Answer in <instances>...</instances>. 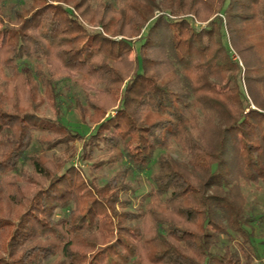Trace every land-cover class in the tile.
<instances>
[{
	"label": "trees",
	"instance_id": "obj_1",
	"mask_svg": "<svg viewBox=\"0 0 264 264\" xmlns=\"http://www.w3.org/2000/svg\"><path fill=\"white\" fill-rule=\"evenodd\" d=\"M66 1L0 0V264H264L240 188L264 184V0ZM72 73L85 138L26 110Z\"/></svg>",
	"mask_w": 264,
	"mask_h": 264
},
{
	"label": "rangeland",
	"instance_id": "obj_2",
	"mask_svg": "<svg viewBox=\"0 0 264 264\" xmlns=\"http://www.w3.org/2000/svg\"><path fill=\"white\" fill-rule=\"evenodd\" d=\"M71 2H72L71 0H67L65 3L62 2V5L70 8L72 6ZM88 3H89L91 10L98 8V6L102 3H111L114 5L115 8H118L119 6H121L120 3L115 2V0H89ZM157 14L158 13L155 12V15ZM89 15L93 16V14H90V13ZM215 15L216 14H213L208 20L212 19V17H214ZM196 24H200L203 26L205 22L204 23L196 22ZM85 25H87L88 28L92 30L98 29L97 27L90 26L88 23H86ZM136 38L137 36H133L131 37V40H135ZM229 40H230V36L224 30L223 41L229 49V54H230L231 59L236 60L238 62V65L241 68L240 75L242 76L244 74V68H243L244 65L241 61L243 59V56H245V54L244 55L239 54V52H237L235 47L231 46ZM240 43H241V48L248 45L246 44V42L241 41V39H240ZM134 55H135L134 51L130 50L127 53H125L123 57L132 61L134 58ZM250 55H251V52L247 56H250ZM250 59H254V61L257 63L259 60V54H256L255 56L254 55L250 56ZM34 62H35L34 60L28 61V64L32 67V69H34ZM77 78H79V75L72 73L70 79H68L66 82H62L58 84L57 91L59 95L57 96V99H55V101H52L49 98H46L43 92V88L40 86H38L36 94L34 93L35 95L31 96L29 95V91H26L24 99L26 101L25 103L27 104L26 110L28 109L29 112H32L35 116L41 119H44V120L51 121L53 120V118L59 115L60 116L59 119L61 123L64 126H66V128H68L69 130L85 138L86 136H88L90 132H92L94 128V124L90 122L88 119L84 120L83 122L79 116V113L76 111L75 98L78 99L79 101H83L82 93L84 91L83 88H81L80 85L78 84ZM253 86H254L253 90L257 94H259V98L257 99V102L260 104V106L261 105L264 106L263 87L261 85H253ZM92 92L94 91L91 90V92L89 93L92 94ZM115 108L116 106L108 109L105 113V117L113 116L115 113ZM251 108H254V106L252 105ZM81 142L82 140L76 139L72 143L73 148H75V153L73 154V157H72L74 159V162L76 161L77 155L80 151ZM70 152H71L70 150L69 151L66 150L65 146L61 145V146L52 148L51 150L47 152V154L48 156H50L51 154H54L56 156L58 155L63 158L65 156H68ZM168 152L172 156L173 159H176L179 161L184 159V156L182 155L179 148L175 144L170 145ZM95 154H96L95 159L98 160V159L103 158L101 156L103 154L102 152L95 153ZM77 164H80V168H82L83 170H86L87 165L85 163H77ZM118 168H119L118 163L114 162L109 166H105L101 169H98L95 173L96 175L99 176L98 183L100 185H103L108 180H111V178L115 176ZM146 177L147 175L145 174L140 177L141 187H147ZM240 188H241L242 195H243L246 213L253 216V218L256 219L255 222L253 223V238L255 241L257 253L260 259L264 262V184L258 183L257 185H246L242 183ZM119 198L121 200H128V199L133 200L131 198L130 192L129 193L127 192L126 194H120ZM134 205H136V202H134Z\"/></svg>",
	"mask_w": 264,
	"mask_h": 264
}]
</instances>
